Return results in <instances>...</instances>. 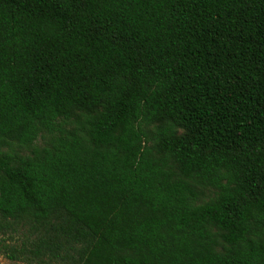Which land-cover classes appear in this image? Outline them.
Segmentation results:
<instances>
[{
  "label": "trees",
  "instance_id": "trees-1",
  "mask_svg": "<svg viewBox=\"0 0 264 264\" xmlns=\"http://www.w3.org/2000/svg\"><path fill=\"white\" fill-rule=\"evenodd\" d=\"M0 255L264 264V0H0Z\"/></svg>",
  "mask_w": 264,
  "mask_h": 264
},
{
  "label": "rangeland",
  "instance_id": "rangeland-1",
  "mask_svg": "<svg viewBox=\"0 0 264 264\" xmlns=\"http://www.w3.org/2000/svg\"><path fill=\"white\" fill-rule=\"evenodd\" d=\"M35 144L36 145H41L40 138H37L35 140ZM17 152L24 153L25 150L22 148V149H19V151H17ZM207 193H208L207 191L203 192V197L204 198H206V196L208 195ZM0 264H22V263L21 262H17V261H10V260L6 259L5 257H3L2 255H0Z\"/></svg>",
  "mask_w": 264,
  "mask_h": 264
}]
</instances>
